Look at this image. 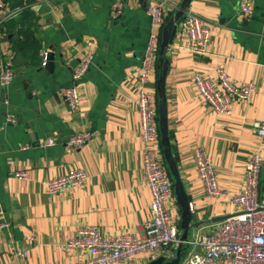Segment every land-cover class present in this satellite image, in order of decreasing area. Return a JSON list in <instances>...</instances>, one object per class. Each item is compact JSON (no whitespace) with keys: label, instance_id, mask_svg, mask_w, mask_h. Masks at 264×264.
<instances>
[{"label":"crops","instance_id":"0c3cea01","mask_svg":"<svg viewBox=\"0 0 264 264\" xmlns=\"http://www.w3.org/2000/svg\"><path fill=\"white\" fill-rule=\"evenodd\" d=\"M25 1L0 0V66L10 61L15 69L12 82L0 85V209L9 223L0 235V264H76L85 262L87 253L66 243L80 226L97 225L107 236L144 232L151 195L141 170L144 145L134 102L151 27L146 8L152 0H29L36 15L34 35L16 48L18 26L9 30L7 22ZM116 1L123 8L112 18ZM181 1L167 0L164 24ZM239 2L190 0L187 8L210 27L207 51L191 54L176 32L165 53L166 121L189 203L187 240L209 233L216 221L237 209L225 196L205 192L194 149L203 148L220 189L230 193L244 187L249 155L259 148L264 158V137L253 127L264 119V0H254L243 20ZM40 51L51 55L49 68ZM158 52L159 44L145 84L156 106ZM84 53L92 61L77 84L80 105L72 111L59 90L71 85L72 70ZM221 71L237 84L254 86L249 99L236 100L229 113L215 112L192 80L198 72L216 83ZM10 115L13 121L7 120ZM82 130L93 133L91 140L80 149H65L64 141ZM48 137L55 144L41 146ZM157 145L161 149L160 138ZM71 168L84 169L83 185L53 195L44 191L42 180ZM22 169L24 179L14 175ZM259 200L264 204V162ZM167 205L182 236L176 197ZM18 250L26 255L19 256ZM202 251L199 244L172 243L166 259L180 253L181 263L191 252ZM160 255L139 253L118 264H149Z\"/></svg>","mask_w":264,"mask_h":264},{"label":"built area","instance_id":"2783aa9c","mask_svg":"<svg viewBox=\"0 0 264 264\" xmlns=\"http://www.w3.org/2000/svg\"><path fill=\"white\" fill-rule=\"evenodd\" d=\"M254 0H240L238 17L243 20L252 12ZM167 0H152L146 12L151 19L146 55L143 66L137 76L135 109L139 112L140 137L143 142L141 170L145 183L150 191L151 200L149 214L143 221V235L120 233L113 236L103 235L97 225L78 227L76 234L66 245L68 248L80 249L87 253L85 262L76 264H118L123 259L139 253H158L167 257V248L172 243L199 244L201 253L191 252L178 264H264V204L259 200V173L264 158L259 148L255 149L245 161L244 187L238 193H230L220 189L217 177L211 167L203 148L193 151V158L199 179L208 195L225 196L237 206L235 211L216 221L209 233L198 234L192 239H181L180 229L175 219H172L168 202L173 199V181L158 147L159 129L157 123V106L152 92L146 88L148 70L153 66L159 37L165 19ZM123 5L116 1L112 3L110 14L118 17ZM16 15V14H15ZM14 16V14H13ZM12 17V16H11ZM176 32L184 38L189 52L195 56L207 51L210 39V27L202 21L197 13L186 8L178 22ZM170 43L165 49L170 50ZM42 60L46 54L40 51ZM92 56L84 53L71 73L72 83L59 90L66 105L76 111L80 105V95L77 84L90 68ZM14 67L10 61L0 66V85H9L14 77ZM193 83L204 102L217 113H229L236 100H247L254 90L252 83L237 84L231 81L221 71L217 82L207 79L196 72ZM8 121H13L10 115ZM258 137H264V119L253 123ZM93 133L82 130L70 135L64 141L67 150H77L91 140ZM55 139L48 137L40 142L43 147L54 145ZM18 178H26L27 171L14 173ZM87 175L82 168H71L62 174L42 180L44 191L53 195L67 187L78 188L86 181ZM0 209V235L9 226ZM19 256H25L26 251L18 250Z\"/></svg>","mask_w":264,"mask_h":264},{"label":"water","instance_id":"95a60500","mask_svg":"<svg viewBox=\"0 0 264 264\" xmlns=\"http://www.w3.org/2000/svg\"><path fill=\"white\" fill-rule=\"evenodd\" d=\"M190 0H182L178 11L171 16L166 23L163 25L160 37H159V52H158V69L160 64H162V79L158 78L157 81V94L159 97L158 105H157V123H158V129L160 134V144H161V151L163 154L164 161L166 163V166L168 168V172L171 176V179L173 181V190L176 197V200L178 204L181 207V227L183 228V234L181 236V239H186L188 226H189V203L187 200L186 191L183 185V182L181 180L179 170L177 163L175 161V158L173 156V152L171 149L170 144V138L169 133L167 129V121H166V99L164 95V79L168 70V59L165 58V49L169 43L173 40V37L176 33V22L179 21L182 14L188 7ZM51 55L49 53H46V68H49L51 66ZM162 84V88L159 86ZM180 262V253L176 255L175 258H172L170 260H167L164 255H160L150 261L149 264H178Z\"/></svg>","mask_w":264,"mask_h":264},{"label":"trees","instance_id":"16d2710c","mask_svg":"<svg viewBox=\"0 0 264 264\" xmlns=\"http://www.w3.org/2000/svg\"><path fill=\"white\" fill-rule=\"evenodd\" d=\"M22 7L17 13L16 18L10 17L7 22V27L11 30L13 27L18 26V33L21 35V39H13V46L16 48L23 46V43L28 41L33 35L35 30V12L31 9V3L26 0L25 3H19ZM39 49H37L38 51ZM42 59V57L40 56ZM162 64L159 66V78L162 79ZM162 88V84L159 86ZM172 149V148H171ZM171 177V176H170Z\"/></svg>","mask_w":264,"mask_h":264}]
</instances>
